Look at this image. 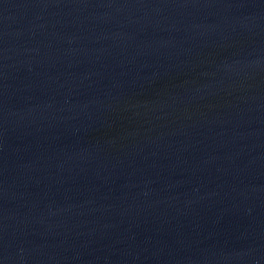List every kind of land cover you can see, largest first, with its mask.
Listing matches in <instances>:
<instances>
[{
    "label": "water",
    "instance_id": "water-1",
    "mask_svg": "<svg viewBox=\"0 0 264 264\" xmlns=\"http://www.w3.org/2000/svg\"><path fill=\"white\" fill-rule=\"evenodd\" d=\"M0 264H264V0H0Z\"/></svg>",
    "mask_w": 264,
    "mask_h": 264
}]
</instances>
